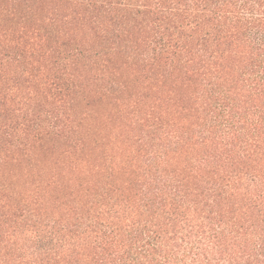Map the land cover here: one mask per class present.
I'll return each mask as SVG.
<instances>
[{"label":"trees","instance_id":"16d2710c","mask_svg":"<svg viewBox=\"0 0 264 264\" xmlns=\"http://www.w3.org/2000/svg\"><path fill=\"white\" fill-rule=\"evenodd\" d=\"M0 264H264V0H0Z\"/></svg>","mask_w":264,"mask_h":264}]
</instances>
